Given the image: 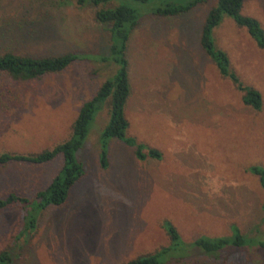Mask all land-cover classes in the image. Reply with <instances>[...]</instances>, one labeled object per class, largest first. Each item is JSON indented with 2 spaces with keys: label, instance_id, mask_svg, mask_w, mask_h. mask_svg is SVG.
<instances>
[{
  "label": "rangeland",
  "instance_id": "rangeland-1",
  "mask_svg": "<svg viewBox=\"0 0 264 264\" xmlns=\"http://www.w3.org/2000/svg\"><path fill=\"white\" fill-rule=\"evenodd\" d=\"M73 1L0 0V53L108 54L110 26L97 21V7ZM217 1L168 18L147 15L160 0L133 4L143 15L128 44V134L163 156L140 160L133 147L111 139L103 169L106 102L78 152L87 174L68 202L46 208L28 235L20 233V206L0 211V250L9 249L14 264H124L169 244L167 220L190 244L201 236L232 240V224L252 236L241 248L226 244L220 256L195 248L172 264H264V189L247 170L264 167V105H245L200 45L203 21ZM244 12L264 27V0H246ZM214 37L264 99V48L229 16ZM117 69L89 58L31 81L0 74V152H37L66 139L82 105ZM61 165V157L43 165H0V197L34 195Z\"/></svg>",
  "mask_w": 264,
  "mask_h": 264
},
{
  "label": "trees",
  "instance_id": "trees-1",
  "mask_svg": "<svg viewBox=\"0 0 264 264\" xmlns=\"http://www.w3.org/2000/svg\"><path fill=\"white\" fill-rule=\"evenodd\" d=\"M69 2L71 0H68ZM73 1V0H72ZM152 0H74L79 7L93 5L97 7L98 22L110 26L111 44L108 54H79L64 53L50 56H32L17 54L12 51L0 53V74L8 75L14 81H31L50 74H60L67 70L74 62L92 58L94 60L115 63L118 66L112 78L105 79L96 93L81 107L76 117L70 135L51 147L37 152L18 153L11 151L0 152V165L13 162L43 165L62 158L61 168L50 182L29 196L11 192L0 197V211L11 205H18L23 212V227L21 234H30L38 227L39 215L50 206H63L68 202L72 189L86 176V164L78 157V152L84 147L91 125L97 113L107 102L110 105V120L99 138L100 165L103 169L109 167V143L111 139H119L134 148V153L140 160L148 158L161 159L163 153L156 147L149 146L128 134L130 120L127 116V104L131 96V82L129 76L128 44L130 38L140 23L143 11H139L134 3L146 6ZM207 0H160L157 6L148 8L147 15L159 17H178L188 14ZM246 0H218L207 13L201 29L200 45L204 52L215 64L219 73L228 78L235 88L241 92L245 105L255 110H261L264 105L262 92L240 77L233 68L229 53L215 43V29L221 24L225 16L232 18L237 25L246 28L260 48H264V27L260 20L244 12ZM147 4V5H145ZM259 177L264 189V167L251 165L247 169ZM264 210V201L262 203ZM232 240L222 237H198L192 244L186 243L177 227L169 220L165 229L169 235V244L155 252L140 255L124 264H172L183 261L185 254L195 248H200L204 254L220 256L219 250L226 244L241 248L252 236L241 232L237 224L231 226ZM184 246V247H183ZM183 248L186 251L183 252ZM0 264H14L9 249L0 250Z\"/></svg>",
  "mask_w": 264,
  "mask_h": 264
}]
</instances>
